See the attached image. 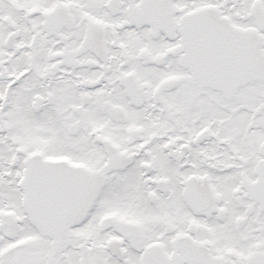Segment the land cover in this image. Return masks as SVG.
<instances>
[{"label": "snow or ice", "instance_id": "obj_1", "mask_svg": "<svg viewBox=\"0 0 264 264\" xmlns=\"http://www.w3.org/2000/svg\"><path fill=\"white\" fill-rule=\"evenodd\" d=\"M0 264H264V0H0Z\"/></svg>", "mask_w": 264, "mask_h": 264}]
</instances>
